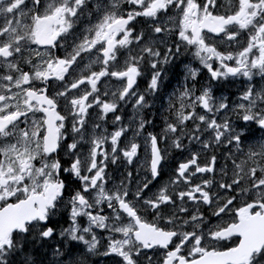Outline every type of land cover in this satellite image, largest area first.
<instances>
[{"label":"snow or ice","instance_id":"6c2138e0","mask_svg":"<svg viewBox=\"0 0 264 264\" xmlns=\"http://www.w3.org/2000/svg\"><path fill=\"white\" fill-rule=\"evenodd\" d=\"M0 264H264V0H0Z\"/></svg>","mask_w":264,"mask_h":264},{"label":"bare ground","instance_id":"6f19581e","mask_svg":"<svg viewBox=\"0 0 264 264\" xmlns=\"http://www.w3.org/2000/svg\"><path fill=\"white\" fill-rule=\"evenodd\" d=\"M177 78H175L174 82L171 79L169 81H166V84H167V82H171L172 83V84H167L169 86V88H171L174 85V83L177 82Z\"/></svg>","mask_w":264,"mask_h":264},{"label":"rangeland","instance_id":"374dc122","mask_svg":"<svg viewBox=\"0 0 264 264\" xmlns=\"http://www.w3.org/2000/svg\"><path fill=\"white\" fill-rule=\"evenodd\" d=\"M172 73H175V70ZM171 80L174 82L175 81V78H171ZM167 84H172V83L171 82H167Z\"/></svg>","mask_w":264,"mask_h":264}]
</instances>
